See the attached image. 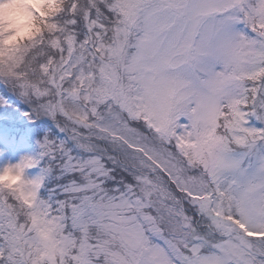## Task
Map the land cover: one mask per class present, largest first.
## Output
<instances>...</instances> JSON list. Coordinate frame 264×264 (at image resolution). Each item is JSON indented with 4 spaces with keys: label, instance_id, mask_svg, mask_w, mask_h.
<instances>
[{
    "label": "snow or ice",
    "instance_id": "1",
    "mask_svg": "<svg viewBox=\"0 0 264 264\" xmlns=\"http://www.w3.org/2000/svg\"><path fill=\"white\" fill-rule=\"evenodd\" d=\"M0 109V264H264V0H0Z\"/></svg>",
    "mask_w": 264,
    "mask_h": 264
},
{
    "label": "rangeland",
    "instance_id": "2",
    "mask_svg": "<svg viewBox=\"0 0 264 264\" xmlns=\"http://www.w3.org/2000/svg\"><path fill=\"white\" fill-rule=\"evenodd\" d=\"M16 117L19 118V116ZM38 121L43 124V118L38 119ZM3 126L4 123L0 122V166L6 162H15L22 155H34L38 152V141L46 133L44 128H35L26 121L23 123L21 133L17 135L13 132V128H5ZM36 171V169H28L26 174L31 176Z\"/></svg>",
    "mask_w": 264,
    "mask_h": 264
},
{
    "label": "trees",
    "instance_id": "3",
    "mask_svg": "<svg viewBox=\"0 0 264 264\" xmlns=\"http://www.w3.org/2000/svg\"><path fill=\"white\" fill-rule=\"evenodd\" d=\"M11 111L13 113H18L21 112L23 110H25L23 107L20 106L19 102H16L15 104L10 105ZM4 113V109H0V122L4 123L5 128H13L14 131L17 135H19L23 129V123H25L27 120L22 119L21 117H15L14 120H9L6 118V116L3 114ZM18 116V115H17ZM34 125H30L33 126L35 128H44L45 131H48L47 126L43 123H40V121L36 120L34 123Z\"/></svg>",
    "mask_w": 264,
    "mask_h": 264
}]
</instances>
